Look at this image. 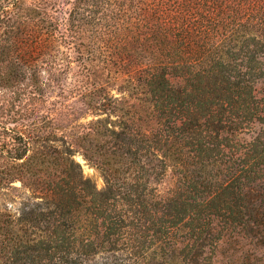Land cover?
I'll return each mask as SVG.
<instances>
[{
	"label": "trees",
	"instance_id": "obj_1",
	"mask_svg": "<svg viewBox=\"0 0 264 264\" xmlns=\"http://www.w3.org/2000/svg\"><path fill=\"white\" fill-rule=\"evenodd\" d=\"M0 264H264V0H0Z\"/></svg>",
	"mask_w": 264,
	"mask_h": 264
},
{
	"label": "rangeland",
	"instance_id": "obj_2",
	"mask_svg": "<svg viewBox=\"0 0 264 264\" xmlns=\"http://www.w3.org/2000/svg\"><path fill=\"white\" fill-rule=\"evenodd\" d=\"M75 160L80 164L84 177L89 178L98 189H102L104 187V181L99 170L85 161L80 155H76ZM8 206L10 209L15 210L18 202L8 203Z\"/></svg>",
	"mask_w": 264,
	"mask_h": 264
}]
</instances>
